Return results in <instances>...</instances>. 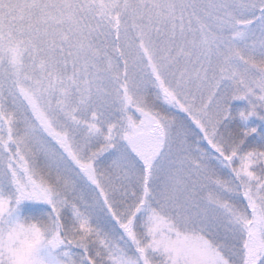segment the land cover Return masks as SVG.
Listing matches in <instances>:
<instances>
[{"label": "snow or ice", "instance_id": "1", "mask_svg": "<svg viewBox=\"0 0 264 264\" xmlns=\"http://www.w3.org/2000/svg\"><path fill=\"white\" fill-rule=\"evenodd\" d=\"M0 264H264V0H0Z\"/></svg>", "mask_w": 264, "mask_h": 264}]
</instances>
